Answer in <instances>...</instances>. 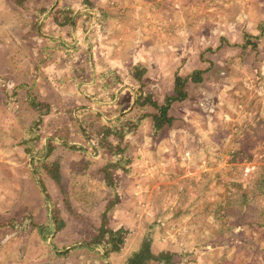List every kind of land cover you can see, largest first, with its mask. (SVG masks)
<instances>
[{"label": "rangeland", "instance_id": "rangeland-1", "mask_svg": "<svg viewBox=\"0 0 264 264\" xmlns=\"http://www.w3.org/2000/svg\"><path fill=\"white\" fill-rule=\"evenodd\" d=\"M3 1L0 264L18 263L14 258L22 264H122L153 223V252L180 253L175 264H264V0H74L86 11L77 30L65 32L84 47L70 54L63 49V59L71 64L68 58L82 56L71 64L75 71L95 58L93 93L108 102L104 106L69 104L55 93L42 104L30 100L4 54L34 55L38 47L15 45L21 38L16 26L24 38L38 29ZM53 1L26 0L37 11ZM61 12L59 20L67 21V11ZM11 16L19 24L11 26ZM18 66L22 72L26 64ZM193 70H204L202 79L188 81L186 98L172 103L171 124L154 135L151 120L142 116L130 136L132 162L128 171H117L121 197L109 218L112 227L132 234L121 252L104 259L100 249L83 246L111 196L98 174L105 159L95 151L94 126L136 113L141 93L161 104L173 93L175 75ZM92 78L81 85L86 92ZM115 89L129 96L115 98ZM37 114L42 119L36 124ZM49 137L58 138V147L48 155L43 145ZM42 151L35 160L57 159L60 182L30 164ZM55 210L65 224L55 231L52 223L45 235Z\"/></svg>", "mask_w": 264, "mask_h": 264}, {"label": "trees", "instance_id": "trees-1", "mask_svg": "<svg viewBox=\"0 0 264 264\" xmlns=\"http://www.w3.org/2000/svg\"><path fill=\"white\" fill-rule=\"evenodd\" d=\"M12 1L18 5H21L26 0ZM66 13H68L66 20L70 22L71 13L69 11ZM97 21L101 22L100 13H97ZM246 38L247 42H249L248 39L250 36H246ZM203 71L193 70L186 76L176 74L174 78L173 93L171 95H166L164 97V101L161 104L157 100L151 99L152 97L149 93L145 94L143 99H141L143 96L141 93L136 98L137 100L133 106L135 110H138L136 113L120 115L114 120H109L107 122L101 121L97 123V126H94L95 134L92 137V142L95 143V151H100L101 155H103L105 159L103 165L98 170V174L101 176V184L104 185L109 192H111V196L108 198V200H106L103 208L99 211L96 233L91 235L88 242H85L83 246L90 247L91 249L93 248L92 246H94L95 248L100 249L98 252L102 258L106 259L112 254L121 252L126 246L130 234H132L127 228L112 227L110 223L109 212L119 202L121 197L117 188V171H128L130 169L128 165L132 162V157L128 154L129 139L130 136L136 131L137 123H139L142 116L149 118L151 120L152 131L154 135H156L165 127H168L173 121V117L169 114V109L172 103L182 101L186 98L187 82H200ZM40 115L41 114H39L37 117L35 122L36 124L42 119ZM21 142L29 145V138L24 137ZM54 146L58 147V144L54 143V140L50 138L43 145V149L46 148V153L49 155ZM43 155V151L40 155H32L30 157L32 158L30 164L32 166H43L45 171L48 172L47 174L50 175V178L60 182L62 177L60 172V162L57 159L48 160V156H45L43 159L35 160V157L42 158ZM40 183L41 188L44 189L42 186L43 183L41 181ZM42 191L44 192L45 189ZM44 193L45 198L48 199V194H46V192ZM261 194H264V189L262 190ZM55 213H57V215ZM53 214H55V216L53 215V217L50 218V221L47 220L46 222L45 235L52 233V228L50 227L52 223L55 225V231L61 229L65 224L64 221L59 218L58 212L56 210L53 211ZM148 226L149 230L143 236H141L137 245L130 252H128V255L124 258L122 264H150L151 262H156L158 264H175L177 262L175 258L181 257L179 256L180 253L177 254L176 252L169 250H161L158 253L153 252L152 234L154 223L149 224Z\"/></svg>", "mask_w": 264, "mask_h": 264}, {"label": "crops", "instance_id": "crops-1", "mask_svg": "<svg viewBox=\"0 0 264 264\" xmlns=\"http://www.w3.org/2000/svg\"><path fill=\"white\" fill-rule=\"evenodd\" d=\"M28 1L31 2V0ZM3 2H4V6H3L4 8H6L7 5H10L12 7V10L18 11L20 15L22 14L23 16L29 18L28 19L29 27L36 25L38 29L37 31L32 32V34L28 38H24L22 36V30H23L22 28L18 29V26H16V31L18 32L15 31L16 33H18L15 35H19L21 37L19 39L16 38V41L14 42L15 45L18 46L24 44L23 46H25L29 43L30 45H32L31 47H33L34 51L35 48L38 47L34 55L21 57L24 58L21 59L16 55H12L13 53H10L9 55H7V53L4 54V59L8 58L10 61H12L10 62V66L12 67V70H16L19 76L22 78L17 82L18 84L17 86L29 90L30 100L34 99L36 101H40L39 103L42 104L43 102H48L50 96L53 93H55L61 95V98H63V100L69 104L75 103L80 105L81 103L84 102H90L92 104L97 105L98 103L104 106L106 104H102V103H108V102H104L103 99L99 98L98 95L96 96V94L93 93V91L96 92L95 90L97 86V80L95 78L97 75L96 74L97 71L95 69V66H93V62H95L94 57L90 58V62L88 63L87 66L88 68L84 67L83 65L81 66V68H79V70H75V71H73L74 68L73 66L71 67V64H74L76 60L82 58V56L75 57L74 59L68 58L69 60H75L71 64H69L67 60L63 59V54L65 51H66L65 53L70 54V52H73L74 49L82 46V44L79 42L77 43L76 40L69 41L67 39L66 32L69 29L74 30L72 29V27L73 28L75 27L77 30V28L79 27V23L81 22L80 15L84 11H86L85 7L80 6L79 3H76L74 0H54L47 6L44 5L43 8L40 9L41 11H37L36 10L37 6H35V4L29 3L28 5L27 2L25 1L24 5L26 4L28 6H25L26 8L22 9L21 12H19L20 5L18 6L14 1L4 0ZM95 7L97 8V6ZM66 11H69L71 13L72 22L59 20V16L57 15L59 13L57 12L63 13ZM73 13H75V15L72 18ZM10 24L11 26L15 24L16 25L19 24V20L17 19L16 16H14V18L13 16L10 17ZM25 26L27 28V24H25ZM0 30H1V26H0ZM31 40L35 42L32 43ZM58 47L61 48V51L58 50ZM83 47H81V49H83ZM91 48H92L91 45L87 47L89 53H92ZM50 49L52 50L50 51ZM63 49H65L64 52H62ZM98 49L99 48L97 47V50ZM44 54L45 57L43 59L35 62V60L39 56ZM97 56L99 58L98 51H97ZM17 62H22V63L18 64ZM25 64H26L25 68L23 69L22 72H20L18 65H25ZM5 67L7 68V66ZM112 69L116 70L115 68ZM98 75L99 77H101V74L98 73ZM91 76L93 77L91 82L86 83L90 85V90L86 92L81 87V85H83L86 79ZM94 81H96V83H94ZM71 90H73L72 97L70 95ZM114 91H115L114 92L115 98L119 97L118 99H121V97L129 96L125 94L126 92L124 93L122 91L120 95H118V90L115 89ZM132 103L133 100L131 104ZM69 104H67V107L69 106ZM46 105L48 106V103ZM87 107L88 109L90 108V106ZM76 110L77 108L75 109V111ZM52 139L58 142V138L55 139L52 138ZM45 140L47 141V139ZM7 258L10 259L13 257H11L10 254ZM14 260H16L18 263L15 262L13 264H22L23 262V260L18 258L17 259L14 258Z\"/></svg>", "mask_w": 264, "mask_h": 264}]
</instances>
